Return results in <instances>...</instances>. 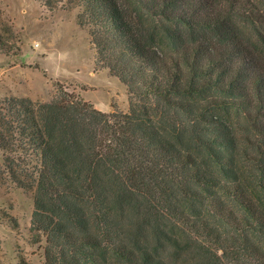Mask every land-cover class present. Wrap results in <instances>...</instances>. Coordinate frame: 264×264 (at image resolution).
<instances>
[{
    "label": "trees",
    "instance_id": "trees-1",
    "mask_svg": "<svg viewBox=\"0 0 264 264\" xmlns=\"http://www.w3.org/2000/svg\"><path fill=\"white\" fill-rule=\"evenodd\" d=\"M43 1L80 8L129 94L0 97V179L33 192L45 264H264V0Z\"/></svg>",
    "mask_w": 264,
    "mask_h": 264
},
{
    "label": "rangeland",
    "instance_id": "rangeland-1",
    "mask_svg": "<svg viewBox=\"0 0 264 264\" xmlns=\"http://www.w3.org/2000/svg\"><path fill=\"white\" fill-rule=\"evenodd\" d=\"M80 8L69 2L49 8L43 0H0V97L47 101L60 82L104 111L129 109L127 86L97 61ZM34 197L0 179V264H45L44 243L31 242Z\"/></svg>",
    "mask_w": 264,
    "mask_h": 264
}]
</instances>
